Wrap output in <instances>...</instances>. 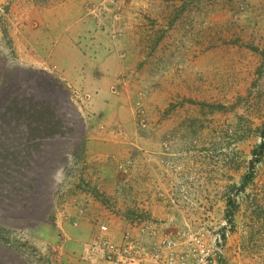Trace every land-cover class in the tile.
<instances>
[{
	"label": "rangeland",
	"instance_id": "obj_1",
	"mask_svg": "<svg viewBox=\"0 0 264 264\" xmlns=\"http://www.w3.org/2000/svg\"><path fill=\"white\" fill-rule=\"evenodd\" d=\"M54 1L0 0V91L20 71L48 75L62 123L29 152L18 145L26 122L0 128L11 145L0 155V264H107L90 252L104 224L91 208L125 230L148 222L158 237L230 226L221 264H264V0H89L81 42L101 43L99 28L109 48L85 58L110 77L94 94L67 67L27 65L16 53L27 29L65 25L44 21ZM29 86L20 88L28 98ZM152 200L167 213L152 216ZM84 218L90 241L77 236Z\"/></svg>",
	"mask_w": 264,
	"mask_h": 264
},
{
	"label": "crops",
	"instance_id": "obj_2",
	"mask_svg": "<svg viewBox=\"0 0 264 264\" xmlns=\"http://www.w3.org/2000/svg\"><path fill=\"white\" fill-rule=\"evenodd\" d=\"M88 2L89 0H55L53 4L54 7L52 5V8H49L46 11H51L52 9H56L57 11H53L52 14L48 13L44 21L46 23L52 21L54 23H59V25L61 23H65V25H62V28L61 26L56 28L54 25H52V28L47 26L46 31L49 32L45 35H42V32L44 31L43 29H39L37 31L27 29V33L24 31L22 36L15 37L16 39L14 38V44L16 53L27 65H31L29 62L31 60L35 63H38L37 65H40L41 67L43 66L44 69L51 68L49 67V64L52 63H55L52 66L57 64L59 67H67L70 71H68L69 73L66 72L65 75H69L71 77L70 80L72 81H76L77 83L81 84L84 83L86 88L94 94L95 92H92L93 88L100 84L101 81H109L110 77L95 75V72L98 71V69H101L102 62L99 60L97 62L93 60L87 61L85 58L89 56H95L97 54L109 55V48H107L102 42L103 39L108 37L107 32H104L99 28H93L92 31L97 32V39H100L101 43L86 42L84 40L81 42L82 40L80 38H83L86 33L80 36L79 27L83 26V22L86 25H89L88 20L91 19L83 13L84 7L89 4ZM24 42H27V44ZM95 64H97V67H95ZM60 70L62 73L61 68ZM50 71L52 70L50 69ZM111 74L116 76L117 72L115 71ZM122 142L124 143V141ZM104 174L101 173L100 177L102 176V179H107V176L104 177ZM86 176L88 179L85 180L86 182H91V180L97 181L98 179L97 176L95 177V175L89 172ZM108 181H110L109 177ZM199 189L202 193H204L203 187ZM81 196L87 197L86 195L82 194ZM151 196L152 195L150 194V197ZM87 199L91 202L89 197H87ZM159 204L152 200L151 202H145L144 207L147 209L150 208V213H152V216H158L167 213L168 208L163 204H160L161 207H158ZM90 212L92 213V219L96 218L100 220L104 217L102 219L104 221L102 222L107 224L110 229L108 235L114 240H121L123 232L127 227L123 221H115L113 217L108 216V213H96L92 210V208ZM84 221L82 224L80 223L79 228L76 230V232H78L77 236L86 231L88 234L85 238L90 241L91 239H89V237L90 235L92 236V234L89 231L92 229V224H90L91 222L87 221L85 218ZM96 230V232L100 233V228L98 226ZM144 264L154 263L149 260Z\"/></svg>",
	"mask_w": 264,
	"mask_h": 264
},
{
	"label": "built area",
	"instance_id": "obj_3",
	"mask_svg": "<svg viewBox=\"0 0 264 264\" xmlns=\"http://www.w3.org/2000/svg\"><path fill=\"white\" fill-rule=\"evenodd\" d=\"M230 228L212 230L187 224L158 237L150 223L136 222L117 241L108 235L109 226L103 224L90 252L107 264H144L149 260L154 264H221Z\"/></svg>",
	"mask_w": 264,
	"mask_h": 264
},
{
	"label": "trees",
	"instance_id": "obj_4",
	"mask_svg": "<svg viewBox=\"0 0 264 264\" xmlns=\"http://www.w3.org/2000/svg\"><path fill=\"white\" fill-rule=\"evenodd\" d=\"M47 76L48 75L40 76L33 71H20V73L16 75L13 74L9 82L0 91V119L2 120L0 128L4 131V134H7L6 129H16L22 125L19 122L22 120L24 123L26 122L24 125L28 130L26 134H23L26 142H22L19 139L20 143L18 145L24 146L25 150L28 152L33 146L39 149L40 144H42L46 138L58 134L62 126L61 121L56 120L55 110L51 106L52 102L54 104L57 103L55 102L56 100H52V96L61 97V94H59L58 90L55 88L56 81L52 80L51 82ZM30 82L31 86L29 87H31L33 91L30 92L31 97L28 98L22 95L23 92L20 88ZM41 91L45 93V98L42 99V101L37 99L36 95V93L38 94ZM35 99L38 101H35ZM1 110L3 112H1ZM17 133L20 137L22 136L20 132ZM27 142L30 146L27 145ZM10 147V144H6L0 140V149L8 152L6 155L0 154L1 158L9 157V154H11L9 151ZM263 151L264 142L258 148L257 153L262 155ZM248 179L249 178H246V181H249ZM33 188L34 187L31 185L29 189L33 190ZM30 198L33 200V197L29 196V199Z\"/></svg>",
	"mask_w": 264,
	"mask_h": 264
}]
</instances>
